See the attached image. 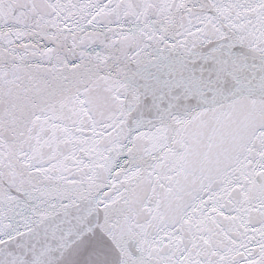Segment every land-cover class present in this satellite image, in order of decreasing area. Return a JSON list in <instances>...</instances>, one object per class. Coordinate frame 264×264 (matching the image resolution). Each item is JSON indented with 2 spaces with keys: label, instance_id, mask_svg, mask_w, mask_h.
Here are the masks:
<instances>
[{
  "label": "snow or ice",
  "instance_id": "1",
  "mask_svg": "<svg viewBox=\"0 0 264 264\" xmlns=\"http://www.w3.org/2000/svg\"><path fill=\"white\" fill-rule=\"evenodd\" d=\"M0 264H264V0H0Z\"/></svg>",
  "mask_w": 264,
  "mask_h": 264
}]
</instances>
